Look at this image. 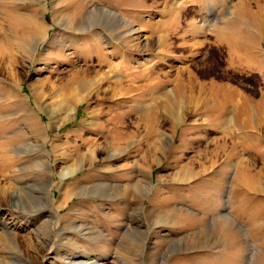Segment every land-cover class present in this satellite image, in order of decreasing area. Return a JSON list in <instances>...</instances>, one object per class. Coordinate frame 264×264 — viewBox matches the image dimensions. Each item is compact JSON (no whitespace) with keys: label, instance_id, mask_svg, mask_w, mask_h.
Segmentation results:
<instances>
[{"label":"rangeland","instance_id":"1","mask_svg":"<svg viewBox=\"0 0 264 264\" xmlns=\"http://www.w3.org/2000/svg\"><path fill=\"white\" fill-rule=\"evenodd\" d=\"M0 264H264V0H0Z\"/></svg>","mask_w":264,"mask_h":264},{"label":"bare ground","instance_id":"2","mask_svg":"<svg viewBox=\"0 0 264 264\" xmlns=\"http://www.w3.org/2000/svg\"><path fill=\"white\" fill-rule=\"evenodd\" d=\"M98 10V8H94L93 10H92V12H94V11H97ZM90 12V11H89ZM106 13V12H105ZM111 14V16L113 17H115V19H117L118 21H119V24H122V21L124 20L123 18L122 19H120V16H118V15H115V14H113V13H110ZM104 16V15H103ZM89 17V16H88ZM94 17V16H93ZM110 18V17H109ZM94 19V18H93ZM111 19V18H110ZM263 20V19H262ZM91 21V20H90ZM125 21V20H124ZM86 22V21H85ZM88 24V23H87ZM131 30V32H132V30L133 29H130ZM133 31H135V32H137V29H134ZM130 34V33H129ZM132 36H133V34H131ZM139 37V36H138ZM140 40V39H139ZM125 60V59H124ZM165 135H166V133H165ZM166 137H168V139H170L172 136H169V135H166ZM89 157L90 158H92L91 160H94V157H95V155H94V152H92L91 154H89ZM45 164V163H44ZM82 166V163H79V164H77V165H75L74 166V168H70V167H68V168H66V169H62L61 170V172H60V176H61V178H66L67 176H72L73 174H75L76 172H77V170H79V168ZM75 176V175H74ZM8 231V230H7ZM198 236V235H197ZM207 236V235H206ZM196 237V236H195ZM208 237V236H207ZM197 238V237H196ZM201 238H203V237H201ZM201 238H200V240H201ZM184 239V238H183ZM186 239H188V238H186ZM185 239V240H186ZM183 242V241H182ZM187 242V241H186ZM185 242V243H186ZM191 243L189 244V246H191V248H196V247H198L200 244L199 243H205V242H197V241H194V242H196V243H194V242H192V241H190ZM188 243V242H187ZM202 245V244H201Z\"/></svg>","mask_w":264,"mask_h":264},{"label":"crops","instance_id":"3","mask_svg":"<svg viewBox=\"0 0 264 264\" xmlns=\"http://www.w3.org/2000/svg\"><path fill=\"white\" fill-rule=\"evenodd\" d=\"M240 109L242 110V112L240 111ZM245 110H247V106L245 107V106H244V103H243V104L240 106V108H239V111H240V112H239V115H238V116H239V117H241V116L243 117L244 114H245V116H247V115H246L247 112H246ZM216 263H217V262H216Z\"/></svg>","mask_w":264,"mask_h":264}]
</instances>
